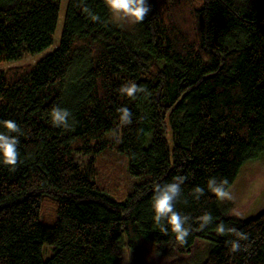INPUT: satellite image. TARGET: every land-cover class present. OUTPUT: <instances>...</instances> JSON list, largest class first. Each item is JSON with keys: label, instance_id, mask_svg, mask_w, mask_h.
Returning a JSON list of instances; mask_svg holds the SVG:
<instances>
[{"label": "trees", "instance_id": "obj_1", "mask_svg": "<svg viewBox=\"0 0 264 264\" xmlns=\"http://www.w3.org/2000/svg\"><path fill=\"white\" fill-rule=\"evenodd\" d=\"M146 2L143 22L123 29L104 0H67L58 46L0 70V121L23 133L15 170L0 163V264H125L126 250L142 264L141 241L166 264H264V209L240 218L207 187L214 177L228 190L264 156V0ZM59 8L0 0V63L50 46ZM127 83L146 92L122 95ZM54 107L71 113L69 128L51 124ZM123 107L131 124H120ZM123 159L128 183L117 191L99 171ZM176 176L186 179L175 208L192 226L183 245L151 209L154 185ZM205 213L213 220L201 231ZM219 224L247 234L241 251Z\"/></svg>", "mask_w": 264, "mask_h": 264}, {"label": "clouds", "instance_id": "obj_2", "mask_svg": "<svg viewBox=\"0 0 264 264\" xmlns=\"http://www.w3.org/2000/svg\"><path fill=\"white\" fill-rule=\"evenodd\" d=\"M104 4L109 12L117 19L130 21L132 23L143 22L144 18L150 11V6L146 0H104ZM89 13L92 20L98 21L99 17L85 9ZM120 93L129 98H136L137 93H145L146 89L138 86L135 83H127L120 87ZM119 121L121 125H128L132 123V113L127 107L118 109ZM71 113L67 109L54 107L50 113V121L54 127L69 128L68 118ZM7 131L0 132V163L7 165L11 170H15L19 163V152L17 145L19 144V135H22V130L18 124L13 120L0 121ZM17 133L18 135H12ZM186 177L176 176L172 182L164 184H155L153 188V196L151 201V209L153 212V221L159 230L165 234L168 233L169 228L174 234L175 240L178 244L183 245L187 242V237L191 234L192 226L188 224L189 217L181 215L175 208L176 202L180 199L182 194L181 185L184 183ZM228 181L222 179L219 182L213 177L209 178L207 182L208 189L220 200H231L232 195L227 190L226 185ZM194 194L197 199L204 194V189L197 186L194 189ZM213 217L210 213H205L198 218L199 230L203 231L205 227L212 223ZM188 224V227L185 225ZM218 235L225 233L233 234L236 239L229 241L230 252L236 253L241 251L242 240H247L248 236L244 232L238 231L236 228H225L223 224L216 227Z\"/></svg>", "mask_w": 264, "mask_h": 264}, {"label": "rangeland", "instance_id": "obj_3", "mask_svg": "<svg viewBox=\"0 0 264 264\" xmlns=\"http://www.w3.org/2000/svg\"><path fill=\"white\" fill-rule=\"evenodd\" d=\"M67 0H59V15L57 20V25L55 33L53 35V43L47 48L36 52L34 54H25L20 59L10 60L4 63H0V70H5L9 67H16L24 64H35L48 53L52 52L59 44L64 12L66 8ZM110 21L113 25L121 27L123 29H130L133 27L134 23L130 21L119 20L115 18L110 13ZM107 158L105 156L104 160ZM82 159H84L82 157ZM106 169H101L99 171V177L101 178L107 186H111L114 190L123 191L126 184L128 183V178L125 171H121L119 164L123 166L125 170V161L113 162ZM119 168L117 169V167ZM113 169L116 172L117 177H114ZM117 181V184H111V182ZM232 195L231 200H222L224 205H232V213L240 218L247 219L253 217L260 213L264 209V156L261 159L251 160L245 163L234 183L228 189ZM54 207L50 200H46L43 204V212L45 214L53 213ZM141 249L144 250V254L141 258L142 264H166L162 259L154 258L150 253L149 243L146 241H141ZM51 246L43 245V257L47 258L51 254ZM48 250L50 252H48ZM149 251L146 253V251ZM125 264H138L137 256L133 251H125Z\"/></svg>", "mask_w": 264, "mask_h": 264}]
</instances>
